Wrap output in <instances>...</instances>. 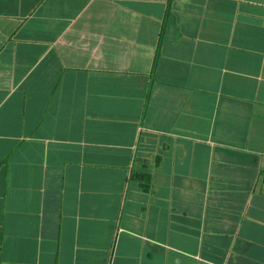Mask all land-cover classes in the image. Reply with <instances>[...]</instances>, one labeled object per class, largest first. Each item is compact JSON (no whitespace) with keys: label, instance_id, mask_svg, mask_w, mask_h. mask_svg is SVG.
<instances>
[{"label":"crops","instance_id":"0c3cea01","mask_svg":"<svg viewBox=\"0 0 264 264\" xmlns=\"http://www.w3.org/2000/svg\"><path fill=\"white\" fill-rule=\"evenodd\" d=\"M0 264H264V0H0Z\"/></svg>","mask_w":264,"mask_h":264}]
</instances>
